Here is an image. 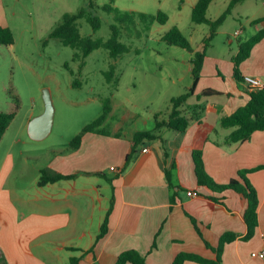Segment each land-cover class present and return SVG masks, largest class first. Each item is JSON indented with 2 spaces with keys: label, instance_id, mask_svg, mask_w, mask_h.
<instances>
[{
  "label": "crops",
  "instance_id": "obj_1",
  "mask_svg": "<svg viewBox=\"0 0 264 264\" xmlns=\"http://www.w3.org/2000/svg\"><path fill=\"white\" fill-rule=\"evenodd\" d=\"M4 1L0 0V24L9 26ZM262 27L264 21L257 23V32ZM239 45L228 53L207 50L196 93L188 101L204 105L201 120L193 121L184 132L161 129L168 158L161 139L147 141L123 170L135 133L155 128L154 114L135 115L134 129L117 122L109 134L88 132L79 148L57 150L32 172L27 164L16 168L10 148L0 168V264H71L73 257L79 258V264H116L119 254L128 249H137L148 264H173L184 251L216 259L217 253L205 240L217 247L226 232L245 234L246 199L232 189L217 193L199 186L193 157L196 148H203L206 169L219 183L238 177L242 169L264 165V130L255 131L246 141L233 142L229 139L233 128L221 122L250 99L251 89L234 73L232 58ZM192 57L193 53L187 61L190 73ZM240 70L242 76L256 75L264 81V38ZM206 89L218 93L198 99ZM113 113L112 109L110 116ZM20 154L21 161L28 163L24 151ZM47 167L76 177L40 185L41 170ZM166 169L173 171L174 189ZM27 177L31 178L24 182ZM248 179L258 190L259 224L252 239L226 243L222 264H264V257L253 255L264 251V168L249 172ZM211 194L222 197L223 203L212 201ZM113 198L108 233L97 241ZM184 264L202 263L187 260Z\"/></svg>",
  "mask_w": 264,
  "mask_h": 264
},
{
  "label": "rangeland",
  "instance_id": "obj_2",
  "mask_svg": "<svg viewBox=\"0 0 264 264\" xmlns=\"http://www.w3.org/2000/svg\"><path fill=\"white\" fill-rule=\"evenodd\" d=\"M197 1L5 0L6 19L15 41L0 45V111H15L16 116L0 144V168L10 148L16 155V168L27 164L29 172L57 150L65 151L84 126L101 115L107 99L114 110L102 126L107 132L117 122L134 129L138 121L135 115L146 117L161 112V117L167 118L172 97L185 93L193 83L187 68L192 53L169 44L163 37L178 26L195 50L202 48L210 26L193 21ZM230 1L214 0L207 16L217 19ZM107 4L119 11L106 10ZM84 8L98 16L100 27L95 29L81 18L78 25L82 35L108 40L113 34L112 25H116L120 41L128 47L125 53L116 59L109 49L100 47L83 59L81 50L50 37L65 14ZM159 11L169 15L166 23L155 19ZM263 14V0H245L236 5L211 40L208 52L228 53L231 47L238 48L241 41L257 32L252 20ZM237 29L242 30L240 37L236 36ZM46 88L51 90L55 105L54 126L48 137L35 140L29 135L28 125L45 110ZM21 151L28 163L21 161Z\"/></svg>",
  "mask_w": 264,
  "mask_h": 264
},
{
  "label": "trees",
  "instance_id": "obj_3",
  "mask_svg": "<svg viewBox=\"0 0 264 264\" xmlns=\"http://www.w3.org/2000/svg\"><path fill=\"white\" fill-rule=\"evenodd\" d=\"M214 0H198L193 7L192 19L196 23H207L210 26V34L204 39V45L201 50H195L184 34L182 29L178 26H173L163 37L169 44L177 45L182 48L189 50L193 53L192 57V86L183 94L175 96L171 100L170 112L168 113L167 119L161 117V112L155 114L156 126L152 130L138 131L135 133L132 140V147L130 153L127 154L125 170L131 161L134 159L140 146L147 141L161 139L164 145V155L166 158L169 157V151L166 146V141L160 134L162 128H169L178 132L186 131L193 121H200L204 110L202 103H195L191 105L188 101L195 95L198 82L201 77V72L204 66V60L207 56V50L210 46L211 40L216 36L219 27L224 23L226 18L233 12V9L241 2L245 0H231L227 9L217 19H211L207 16L210 4ZM92 6V3H91ZM104 8L108 11H119L118 8L107 4ZM127 17V13L124 14ZM86 18L95 29L100 27V20L98 16L87 13L84 8L75 14H65L62 22L51 32L50 37L60 39L65 45H69L73 48L79 49L82 52L83 59L88 57L95 49L105 47L110 50L112 58H118L121 54L128 50L125 43L120 41V31L116 25H112L113 34L108 40L102 38L93 39L90 35H82L78 20ZM160 23H166L169 19V15L166 12L159 11L155 16ZM264 21V16L256 18L252 21L253 24L261 23ZM264 38V27H262L257 33L249 37L248 39L241 41L239 45V51L233 56L234 62V73L236 78L243 80L244 76L241 74L240 65L250 55L253 47ZM15 41L14 33L9 26H3L0 24V45H11ZM85 65V62L81 63V68ZM110 76L113 75V71H108ZM77 80L74 81L76 83ZM218 92L214 89H206L198 95V99L203 95L217 94ZM112 111L111 100L107 99L104 103L103 112L91 123L84 126L82 131L77 134L71 141L69 148L77 149L82 144L83 138L88 132H98L109 134L103 125L107 122ZM16 116L15 111H0V143L3 140L9 126ZM222 125L226 127H232L233 130L230 133L229 139L233 142L246 141L252 137V134L257 130H264V88L250 90V99L244 105L238 108L233 114L225 115L221 119ZM194 162L196 165V174L198 178L199 186H206L214 192L222 193L228 189L235 190L244 199H246L247 207L245 210V220L247 224V231L241 235L236 232H226L220 237L219 245L217 247L212 246L207 240L206 244L217 253L216 259H208L192 252H180L176 255L173 264H184L187 260H194L202 264H222L223 263V252L226 243L232 242L236 239H242L248 241L255 235L256 228L259 224L258 206H259V195L256 187L248 179V173L264 168V165H259L254 168L242 169L238 173V177L231 178L226 183L217 182L207 171L203 148H196L193 152ZM175 165H173V168ZM99 174H104L99 172ZM166 176L170 187L173 189L176 187L173 182V171L172 169H166ZM76 177V174H63L54 171L51 168H43L41 170V176L39 180L40 185H46L49 182L58 181L61 179H71ZM111 180V179H110ZM176 192V191H175ZM175 192L172 196V203H175L176 196ZM193 192L199 193L195 190ZM208 197L216 202L223 203L222 197H217L213 194ZM114 200L112 199L111 206L106 213L105 219L101 226V231L97 236V241L104 237L109 230V218L114 208ZM193 223L202 235L199 225L195 218L191 217ZM156 246V240L154 247ZM79 258L73 257L71 264H79ZM148 264L145 256H143L137 249H128L121 252L117 258L116 264Z\"/></svg>",
  "mask_w": 264,
  "mask_h": 264
},
{
  "label": "water",
  "instance_id": "obj_4",
  "mask_svg": "<svg viewBox=\"0 0 264 264\" xmlns=\"http://www.w3.org/2000/svg\"><path fill=\"white\" fill-rule=\"evenodd\" d=\"M45 110L34 117L28 125V132L32 139L41 140L50 135L54 126L55 105L52 92L49 88L44 90Z\"/></svg>",
  "mask_w": 264,
  "mask_h": 264
},
{
  "label": "built area",
  "instance_id": "obj_5",
  "mask_svg": "<svg viewBox=\"0 0 264 264\" xmlns=\"http://www.w3.org/2000/svg\"><path fill=\"white\" fill-rule=\"evenodd\" d=\"M240 32H241L240 30L236 31V35H239ZM243 81L252 90L264 88V81L259 76L247 74L244 76ZM144 150L147 151L148 148H144ZM113 169H114V167H113ZM253 255H258L260 257H264V251L253 253Z\"/></svg>",
  "mask_w": 264,
  "mask_h": 264
}]
</instances>
